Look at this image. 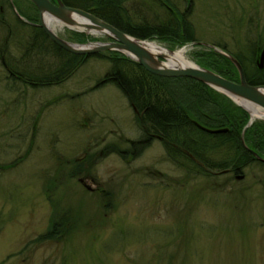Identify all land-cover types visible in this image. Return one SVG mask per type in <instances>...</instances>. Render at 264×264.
Returning a JSON list of instances; mask_svg holds the SVG:
<instances>
[{
  "label": "rangeland",
  "instance_id": "1",
  "mask_svg": "<svg viewBox=\"0 0 264 264\" xmlns=\"http://www.w3.org/2000/svg\"><path fill=\"white\" fill-rule=\"evenodd\" d=\"M8 1L13 27L0 28V264H264V165L244 167L240 179L219 169L194 175L172 162L158 139L132 156L131 141L143 132L124 93L101 81L109 60L91 57L57 84L10 79L3 55L29 57L31 67L19 70L41 66V77L61 59L28 50L39 11L27 0ZM156 2L126 7L136 22L168 21L170 12ZM171 2L194 25L191 61L192 50L221 44L254 70L250 60L264 45V0ZM76 32L64 25L60 34L82 43ZM86 32L88 42L109 40ZM251 120L246 126L264 122ZM112 143L128 157L107 154ZM77 162L90 165V174L70 177ZM51 199L62 203L56 208ZM66 211L77 220L74 233L40 240L53 216Z\"/></svg>",
  "mask_w": 264,
  "mask_h": 264
},
{
  "label": "trees",
  "instance_id": "2",
  "mask_svg": "<svg viewBox=\"0 0 264 264\" xmlns=\"http://www.w3.org/2000/svg\"><path fill=\"white\" fill-rule=\"evenodd\" d=\"M27 1L37 11L35 4L32 1ZM53 1L56 2L57 0ZM63 1L69 6H75L96 14L116 28L130 33L136 38L160 40L172 49L197 40L194 25L188 21L187 15L182 14L171 0H154L167 12H170V19L158 24L145 21L136 22L133 17H130L126 6L133 0ZM12 6V2L0 0V28L9 27L10 31L13 25L11 26L7 22L5 15L7 8L11 9ZM36 18L38 21V17ZM31 28H33V34L30 37L32 43L30 46L32 47L28 50L37 48L41 55L50 54L52 51L53 55H57L61 59L58 67L46 72L43 77L37 74L28 75L32 82L36 80L37 84L46 81L51 84L61 83L72 76L78 67L85 64L87 59L91 57L110 61L111 66L101 81L113 83L124 93L135 111L136 121H138L143 132L142 136L131 141L129 151L132 156L136 157L141 154L144 148L150 144L146 142L151 136L150 133H155L161 137L169 159L175 164L177 163L184 171L194 175L203 172L208 174L212 169L224 170L229 167L236 169L237 173H243L244 167L256 162L259 165H264V161L259 160L253 153L255 151L264 158V122L258 121L246 126L251 117L249 112L235 104L226 94L195 78L158 76L119 50H111L107 54L106 52H98L87 57L74 54L52 42L40 26L34 25ZM75 34L82 43H86L85 41L91 38L87 32L77 31ZM218 46L239 59L245 68L249 83L264 84V69H260L256 63L257 56L264 47L263 43L256 50L258 55L250 60L253 71L250 70L251 66L249 67L241 54L234 51L230 52L226 45L218 44ZM191 53L199 66L214 70L232 81H239L238 69L226 54L206 46L201 47V49H194ZM8 60L10 61V59ZM19 71L21 74H26L25 70ZM186 115L188 118L185 117ZM192 121L208 128L228 127L229 130L224 133L213 134L198 128ZM112 144L107 149V154H111L114 150L113 152L118 153L122 158L128 157L124 149L119 150L115 143ZM190 154L195 157V160L191 159ZM218 157L222 158L219 160ZM76 166V170L69 173L70 177L82 178V173L89 175L91 172L88 164L77 162ZM53 187L54 180H50L46 189L50 190L51 193L54 190ZM50 203L57 208L61 205L59 203H62V200L51 199ZM70 213V211H66L58 217L54 215L47 232L43 233L39 239L63 241L66 235L74 233L72 228L74 225L77 227L78 224H76L77 220L74 215L72 216ZM74 220L75 223L73 224L72 221Z\"/></svg>",
  "mask_w": 264,
  "mask_h": 264
},
{
  "label": "water",
  "instance_id": "3",
  "mask_svg": "<svg viewBox=\"0 0 264 264\" xmlns=\"http://www.w3.org/2000/svg\"><path fill=\"white\" fill-rule=\"evenodd\" d=\"M32 1L39 11V23L38 25L47 33L52 42H56L61 48L70 51L74 54L89 55L97 54V52H107V50H120L128 57L138 61L145 69L158 76L165 77H191L201 82L206 83L212 88L226 94L231 97L235 102L234 96H238L241 99L249 100L255 105H260L264 108V84H251L247 79L245 68L239 59L228 52L223 51L222 54H226L233 64L238 69L240 74L239 81H232L227 77L220 75L218 72L209 68L199 66L197 63L192 67H170L165 64V57L163 54L156 55L150 48L147 47L148 42L142 38H136L130 33H126L120 28H116L113 24L105 21L96 14L94 15L88 10H83L78 7H72L67 5L63 0H29ZM45 15H50L60 20L63 24L68 26L72 30H79L85 32L89 30L93 35H102L108 37L111 40L107 42L96 41L79 43L73 42L60 36L56 31H53L46 23ZM81 18L83 21H80ZM216 48L215 45H209ZM174 52V49H169ZM258 67L264 69V47L261 50V54L257 59ZM238 103V102H237ZM239 104V103H238ZM242 106L241 104H239ZM244 107V106H243ZM245 108V107H244ZM199 124V123H198ZM200 125V124H199ZM202 129L208 130L211 133L226 132L229 128H208L200 125ZM256 157L264 161V158L253 151ZM244 175L240 174L239 179Z\"/></svg>",
  "mask_w": 264,
  "mask_h": 264
},
{
  "label": "bare ground",
  "instance_id": "4",
  "mask_svg": "<svg viewBox=\"0 0 264 264\" xmlns=\"http://www.w3.org/2000/svg\"><path fill=\"white\" fill-rule=\"evenodd\" d=\"M78 19L83 22L85 21L81 18ZM44 20L53 31H56L61 36L60 33L63 30L65 24H63L60 20H57L55 17H51L50 15H45ZM147 47L150 48L154 54H163L165 57H167L168 61H165V64L170 67H192L196 65V62L193 60L191 61L186 56V48L184 47L172 52L154 41H150L147 44ZM234 99L251 112L253 120L257 118H264V108L260 105H255L251 101L241 99L236 95L234 96Z\"/></svg>",
  "mask_w": 264,
  "mask_h": 264
},
{
  "label": "flooded vegetation",
  "instance_id": "5",
  "mask_svg": "<svg viewBox=\"0 0 264 264\" xmlns=\"http://www.w3.org/2000/svg\"><path fill=\"white\" fill-rule=\"evenodd\" d=\"M183 14V13H182ZM102 37V36H101ZM103 38H105V37H103ZM108 38V37H107ZM108 39H110V38H108ZM111 40V39H110ZM260 53H261V50H260ZM260 53H259V55H260ZM258 55V54H257ZM259 55L257 56V57H259ZM258 59V58H257ZM25 61H29V57H26V58H24V59H21V60H15L14 62L13 61H9L7 58H6V56L5 55H3L2 56V58H1V65H3L4 66V72L6 73V76L7 77H9L10 79H12V80H19L20 82L22 81V82H24V83H26V84H29V85H35V84H37V82H36V80L34 81V82H32L29 78H26L25 77V79H23L24 78V76H28V75H31V74H37V75H42L41 73L43 72L42 71V67L41 66H36L35 67V70L37 71V72H35V73H33L32 71L31 72H28L27 74H21V72L19 71V67L22 69V68H24V67H31L29 64H27ZM45 67H46V63H45ZM20 69V70H21ZM44 70V69H43ZM23 75V76H22ZM41 84H48V82L46 81V82H43V83H41ZM185 117H187V115L185 116ZM188 118V117H187ZM192 122H194V121H192ZM194 124H196V126L198 127V128H200V129H202L201 127H200V125L199 124H197V122L195 121L194 122ZM202 130H204V131H208V130H205V129H202ZM229 130V129H228ZM227 130V131H228ZM226 131V132H227ZM209 132V131H208ZM211 133V132H210ZM222 133H224V132H222ZM214 134V133H213ZM142 135H143V133H142ZM150 138L146 141V142H148V143H152L154 140H156V139H158V141H160L161 143H162V145H163V147H164V144H163V141H161V137L158 135V134H155V133H150ZM113 144H110V145H108V147L110 148L111 146H112ZM113 148V147H112ZM164 149H165V147H164ZM114 151V150H113ZM105 152V149L103 148L102 149V151L100 152V154H102V153H104ZM116 153V152H115ZM190 157H191V159L192 160H195V157L192 155V154H190ZM223 172H225V173H232L234 176H235V178H237L238 179V177H239V175L241 174L240 172L239 173H237V171H236V169H234V168H232V167H229V168H227V169H224V170H222ZM191 174H193V173H191ZM89 189H92L91 187L89 188Z\"/></svg>",
  "mask_w": 264,
  "mask_h": 264
}]
</instances>
